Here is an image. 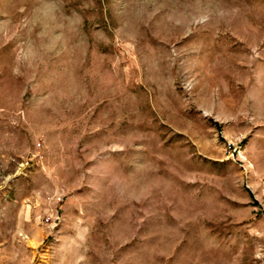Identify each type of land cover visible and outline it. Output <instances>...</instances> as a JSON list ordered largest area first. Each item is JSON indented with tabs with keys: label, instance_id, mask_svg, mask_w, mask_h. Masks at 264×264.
I'll return each instance as SVG.
<instances>
[{
	"label": "rangeland",
	"instance_id": "1",
	"mask_svg": "<svg viewBox=\"0 0 264 264\" xmlns=\"http://www.w3.org/2000/svg\"><path fill=\"white\" fill-rule=\"evenodd\" d=\"M0 264H264V0H0Z\"/></svg>",
	"mask_w": 264,
	"mask_h": 264
},
{
	"label": "built area",
	"instance_id": "2",
	"mask_svg": "<svg viewBox=\"0 0 264 264\" xmlns=\"http://www.w3.org/2000/svg\"><path fill=\"white\" fill-rule=\"evenodd\" d=\"M61 201H62L61 196H57V198H55V203H56V204L60 203ZM57 220H58V216H57V214H56V217H55L54 220H50V219L46 218V219L44 220V222L50 224L51 226H57V225H56V224H57V223H56Z\"/></svg>",
	"mask_w": 264,
	"mask_h": 264
}]
</instances>
